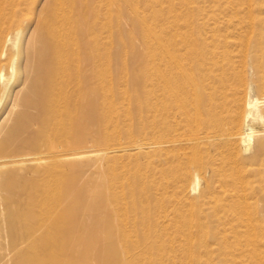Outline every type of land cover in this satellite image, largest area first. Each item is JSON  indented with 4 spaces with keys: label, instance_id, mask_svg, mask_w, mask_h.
I'll list each match as a JSON object with an SVG mask.
<instances>
[{
    "label": "bare ground",
    "instance_id": "obj_1",
    "mask_svg": "<svg viewBox=\"0 0 264 264\" xmlns=\"http://www.w3.org/2000/svg\"><path fill=\"white\" fill-rule=\"evenodd\" d=\"M125 1L146 52L132 57L138 91L118 98L98 66L100 102L66 66L72 27L63 10L42 23L46 38L14 134L30 127L31 144L41 140L46 152L0 157L11 235L17 190L4 170L35 166L22 216L30 243L18 264H77L92 250L102 264H264V206L255 210L264 203V0H147V17ZM23 5L0 0V80ZM82 107L98 126L92 145L85 117L74 123ZM85 158L95 178L91 229L77 220L84 193L67 201L75 183L62 170ZM202 173L219 179L191 197Z\"/></svg>",
    "mask_w": 264,
    "mask_h": 264
},
{
    "label": "rangeland",
    "instance_id": "obj_2",
    "mask_svg": "<svg viewBox=\"0 0 264 264\" xmlns=\"http://www.w3.org/2000/svg\"><path fill=\"white\" fill-rule=\"evenodd\" d=\"M146 1L135 0L134 4L147 17L152 12L146 7ZM197 1L203 4L206 0ZM22 8L23 17L21 16L16 34L12 36L15 44L10 46L4 77L0 80V147H2L0 157L13 156L26 160L46 152L41 140L37 142V146L31 144L33 139L30 127L14 134L21 119L25 117L23 103L36 76L38 45L43 38H46L42 30L43 22L53 24L55 13L58 10L65 12V19L72 27L71 32L68 33L70 42L65 48V52L69 55L66 66L74 73L79 70L80 82L84 88L89 87V95L99 102L102 97L101 89L92 84L95 66H98L100 72L103 70L102 73L106 72L109 75V86L114 98H118L126 91L135 93L138 87L133 77L138 73L139 61L132 57L143 55L146 52V45L144 33L139 27V18L133 13L130 3L125 0H24ZM18 32L19 37L16 36ZM96 53H99L98 58ZM86 114H90L86 107L79 113L75 112V126L83 117L88 116ZM84 119L83 123L88 125L86 140L92 145L95 142L98 126L87 121L86 117ZM258 128H262L261 124ZM57 144L64 146V150L68 151L62 141H57ZM251 144L253 145L254 142L251 141ZM91 165V158H85L82 161L65 162L62 168L64 181L67 182L74 177L75 183V189L67 201L72 200L74 195L80 196L81 192L84 193L77 216L82 229H91L94 220L91 206L95 178ZM80 166H83L81 170H75ZM34 167L30 164H20L4 170L5 173L12 174L13 185L17 190V197H12L11 201L16 213L15 219L17 218L19 222L15 235H11L8 226L11 218L2 213L3 208L0 207V264H18L22 253L27 250L30 243L23 237L25 221L22 216L27 215L29 209V200L25 192L34 182ZM210 175L204 173L200 175L202 182L192 191L191 197H197L204 190L207 182L219 179ZM263 206L264 203L258 201L255 210L259 212ZM96 253L92 250L84 261L78 255L77 264H102L97 259Z\"/></svg>",
    "mask_w": 264,
    "mask_h": 264
}]
</instances>
